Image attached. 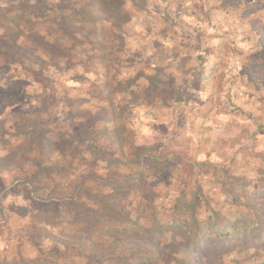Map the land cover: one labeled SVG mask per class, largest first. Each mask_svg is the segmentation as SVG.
<instances>
[{"label": "rangeland", "instance_id": "obj_1", "mask_svg": "<svg viewBox=\"0 0 264 264\" xmlns=\"http://www.w3.org/2000/svg\"><path fill=\"white\" fill-rule=\"evenodd\" d=\"M263 218L264 0H0V264H264Z\"/></svg>", "mask_w": 264, "mask_h": 264}, {"label": "trees", "instance_id": "obj_2", "mask_svg": "<svg viewBox=\"0 0 264 264\" xmlns=\"http://www.w3.org/2000/svg\"><path fill=\"white\" fill-rule=\"evenodd\" d=\"M241 220H244V226L242 229H240L237 226H231L233 225L232 221L230 218L222 216L221 213L213 212L211 216L203 219V221L196 220V225L194 229L191 231L193 235L196 238H200L204 233H208L211 231L216 230L217 234L215 236H220V237H230L234 236L235 233L240 232L239 235H243L245 233H250L251 230L255 227V223H258L257 220H254L252 217L249 216H240ZM264 221V218L262 219ZM230 223V224H229ZM225 228L223 225H226ZM223 226V227H222ZM116 228H108L107 232L112 233V231ZM116 231V230H115ZM162 229H156V232H161ZM207 237H214V236H207ZM160 258V255L154 252L142 250V249H137L134 253V255L129 258L125 259L124 261L121 262V264H144V263H150V262H155ZM43 258L39 257L37 260H42ZM23 262L22 264H32V261H20Z\"/></svg>", "mask_w": 264, "mask_h": 264}]
</instances>
